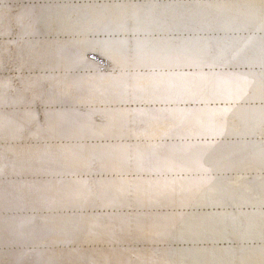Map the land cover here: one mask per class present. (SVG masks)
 <instances>
[{"label": "bare ground", "instance_id": "6f19581e", "mask_svg": "<svg viewBox=\"0 0 264 264\" xmlns=\"http://www.w3.org/2000/svg\"><path fill=\"white\" fill-rule=\"evenodd\" d=\"M0 264H264V0H0Z\"/></svg>", "mask_w": 264, "mask_h": 264}, {"label": "snow or ice", "instance_id": "6c2138e0", "mask_svg": "<svg viewBox=\"0 0 264 264\" xmlns=\"http://www.w3.org/2000/svg\"><path fill=\"white\" fill-rule=\"evenodd\" d=\"M231 111H232V109L229 108V109H227V111H226V113H225V129H224V132H226V130H227V128H226V123H227V112H231ZM224 132H221V135H223Z\"/></svg>", "mask_w": 264, "mask_h": 264}]
</instances>
